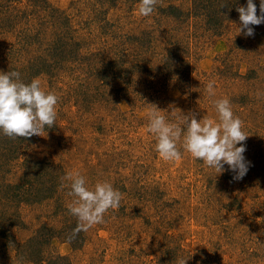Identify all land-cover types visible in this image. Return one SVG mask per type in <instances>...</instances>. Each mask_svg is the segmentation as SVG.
I'll list each match as a JSON object with an SVG mask.
<instances>
[{
	"label": "rangeland",
	"instance_id": "1",
	"mask_svg": "<svg viewBox=\"0 0 264 264\" xmlns=\"http://www.w3.org/2000/svg\"><path fill=\"white\" fill-rule=\"evenodd\" d=\"M139 3L0 0V71L60 97L42 136L0 132V264H264V23L239 33L247 0H160L147 17ZM223 97L249 136L243 179L160 157L153 105L218 120ZM70 171L123 193L73 240Z\"/></svg>",
	"mask_w": 264,
	"mask_h": 264
},
{
	"label": "clouds",
	"instance_id": "2",
	"mask_svg": "<svg viewBox=\"0 0 264 264\" xmlns=\"http://www.w3.org/2000/svg\"><path fill=\"white\" fill-rule=\"evenodd\" d=\"M158 3L160 0H140L139 14L150 16ZM236 10L241 21L239 33L246 30V36H253L251 26L264 23V0H260L259 15L254 0H247L246 7L240 6ZM215 85V79L206 84L209 97L216 95ZM256 95L259 99L264 94L258 91ZM59 100L54 91L44 90L38 78L25 83L18 71H0V132L10 139L42 136L45 128L55 126ZM213 103L218 120L208 116L198 120L196 114L190 113L178 118V122H169L162 114L164 111L153 105L147 130L155 135V151L165 161H179L186 152L219 174L228 165L235 173L233 179L241 180L249 168L244 156L246 146L242 143L249 137L244 130V121L234 114L229 98L216 99ZM61 180L70 181L68 195L75 197L68 204L70 214L78 220L70 240L95 224L104 223L105 214L121 205L123 193L108 180L97 181L89 187L86 177L79 171L67 172ZM176 264H187V260L178 258Z\"/></svg>",
	"mask_w": 264,
	"mask_h": 264
},
{
	"label": "trees",
	"instance_id": "3",
	"mask_svg": "<svg viewBox=\"0 0 264 264\" xmlns=\"http://www.w3.org/2000/svg\"><path fill=\"white\" fill-rule=\"evenodd\" d=\"M3 185V184H2Z\"/></svg>",
	"mask_w": 264,
	"mask_h": 264
}]
</instances>
